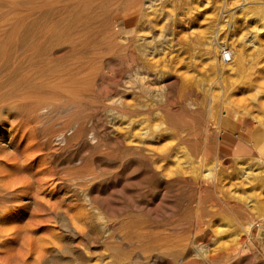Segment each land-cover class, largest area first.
Masks as SVG:
<instances>
[{
	"label": "rangeland",
	"instance_id": "1",
	"mask_svg": "<svg viewBox=\"0 0 264 264\" xmlns=\"http://www.w3.org/2000/svg\"><path fill=\"white\" fill-rule=\"evenodd\" d=\"M0 144V264H264V0H0Z\"/></svg>",
	"mask_w": 264,
	"mask_h": 264
},
{
	"label": "bare ground",
	"instance_id": "2",
	"mask_svg": "<svg viewBox=\"0 0 264 264\" xmlns=\"http://www.w3.org/2000/svg\"><path fill=\"white\" fill-rule=\"evenodd\" d=\"M19 27V26H18ZM5 47V46H4ZM153 47V46H152ZM6 49V48H5ZM153 50V49H152ZM151 50V51H152ZM150 51V52H151ZM5 53V52H4ZM15 55V54H14ZM226 55H228V57H226V58H228L229 60H234L235 58H240V49H238V48H236V47H234V46H232V48L230 47V50H229V52L226 54ZM152 59V58H151ZM170 59V58H169ZM216 61V65L218 66V69H219V71L221 72L223 69H224V66H225V64H226V62H224V60H223V58L221 57H217L216 59H215ZM164 62V61H163ZM155 63V62H154ZM243 65V64H242ZM14 66V65H13ZM244 68V67H243ZM256 70H258V69H256ZM256 70H254L253 72H255ZM259 71V70H258ZM76 72V71H75ZM219 72V73H220ZM222 73V72H221ZM251 74V72L250 71H247L246 69H241L240 71H239V75H238V77L235 79V83L237 82V83H240V82H244V81H249V82H251V83H254V81H256L257 80V77H258V75H256V76H253V75H250ZM53 78V77H52ZM220 79V78H219ZM66 80V79H65ZM216 80V79H215ZM233 82V83H234ZM53 86V85H52ZM57 86V85H56ZM220 86V85H219ZM209 89H211V87L209 88ZM227 91H228V89H226ZM225 90V91H226ZM212 91V90H211ZM224 91V92H225ZM221 92V91H220ZM222 93V92H221ZM226 94H227V92H225ZM224 93V94H225ZM223 94V93H222ZM221 94V95H222ZM222 95L223 96V98H225L226 99V95ZM229 96V95H228ZM18 100V99H17ZM73 100V99H72ZM231 101L233 102V100L231 99ZM4 104V103H3ZM121 108V107H120ZM6 113V112H5ZM213 124V123H212ZM28 132V131H27ZM31 132V131H30ZM27 134V133H26ZM31 134V133H30ZM31 140V139H30ZM1 145V144H0ZM29 151V150H28ZM11 153V152H10ZM1 154H2V152H1ZM3 155V154H2ZM6 155H7V153H6ZM1 157H3V156H1ZM13 157V156H12ZM9 158V157H8ZM11 160V159H10ZM8 161V160H7ZM13 161V160H12ZM29 164V163H28ZM216 169V168H215ZM8 173V172H7ZM208 174H210V175H212L211 177H214V180H215V177L217 176V171L215 172V171H208L207 172ZM3 175V174H2ZM9 175H10V173H9ZM15 175V174H14ZM19 176H21V175H18V177ZM7 178H8V176H6ZM5 177V178H6ZM13 177V176H12ZM26 177V176H25ZM20 178H22V177H20ZM24 179V178H23ZM20 179L18 178V181H19ZM17 181V182H18ZM21 181V180H20ZM23 183H24V181H23ZM29 183V182H28ZM12 184H13V182H12ZM11 184V185H12ZM21 184H22V181H21ZM27 184V183H26ZM31 184V183H30ZM20 185V184H19ZM25 185V184H24ZM23 191V190H22ZM32 194V193H31ZM74 224V223H73ZM78 224V223H77ZM252 225V222H249L248 224H247V226H245V227H247V228H245V231L247 230L248 231V229H249V227ZM16 227V226H15ZM2 230H3V228H2ZM20 232V231H19ZM20 234V233H19ZM31 246V245H30ZM38 246V245H37ZM46 248L45 247H43V250H45ZM25 250V249H24ZM47 251V250H46ZM33 252V251H32ZM39 253V252H38ZM43 253V252H42ZM21 255V254H20ZM39 255H40V253H39ZM42 255V254H41ZM38 256V255H37Z\"/></svg>",
	"mask_w": 264,
	"mask_h": 264
},
{
	"label": "crops",
	"instance_id": "3",
	"mask_svg": "<svg viewBox=\"0 0 264 264\" xmlns=\"http://www.w3.org/2000/svg\"><path fill=\"white\" fill-rule=\"evenodd\" d=\"M229 121H231V120L226 121V123L222 129V131L228 130L227 131L228 134H221L220 143H219V146H218V149L216 152L217 157H219V154H222V153L227 154L229 156V155H232L233 153L237 152V150H238L235 146L236 145L235 141H237V138H235V137H237V136L232 134V133H235L236 130L233 131L232 128H230L228 126ZM226 126H227V128H226ZM229 133H231V134H229ZM233 139H235V140H233ZM232 140L235 142L234 145H232V143H233ZM230 142H231V144H230ZM250 153H251V151H250ZM258 232H259V234H264V224H262L260 226V228L258 229Z\"/></svg>",
	"mask_w": 264,
	"mask_h": 264
}]
</instances>
